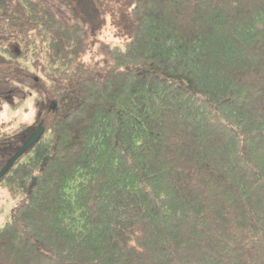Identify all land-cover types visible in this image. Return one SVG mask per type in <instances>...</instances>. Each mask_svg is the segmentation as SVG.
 Instances as JSON below:
<instances>
[{"label": "trees", "instance_id": "16d2710c", "mask_svg": "<svg viewBox=\"0 0 264 264\" xmlns=\"http://www.w3.org/2000/svg\"><path fill=\"white\" fill-rule=\"evenodd\" d=\"M31 95L0 264H264V0H0V112Z\"/></svg>", "mask_w": 264, "mask_h": 264}, {"label": "rangeland", "instance_id": "374dc122", "mask_svg": "<svg viewBox=\"0 0 264 264\" xmlns=\"http://www.w3.org/2000/svg\"><path fill=\"white\" fill-rule=\"evenodd\" d=\"M112 28L107 24L98 34L95 35L96 44L93 46L90 55L98 53L103 56V45H107L110 40H115L116 36L112 35ZM35 95L27 97L21 104L11 107L5 103L0 112V132L10 133L11 131L23 127H31L32 130L37 129L40 117L36 111ZM8 148V147H7ZM6 152V147L0 145V154ZM20 197L12 195L5 186L0 185V227H2L12 216L15 207L20 203Z\"/></svg>", "mask_w": 264, "mask_h": 264}, {"label": "water", "instance_id": "95a60500", "mask_svg": "<svg viewBox=\"0 0 264 264\" xmlns=\"http://www.w3.org/2000/svg\"><path fill=\"white\" fill-rule=\"evenodd\" d=\"M44 128L39 125L34 133L25 141L22 147L7 161L4 167L0 171V179L6 174L10 167L25 153L27 152L43 135ZM48 157L44 159L43 164L45 165ZM35 180V178H34Z\"/></svg>", "mask_w": 264, "mask_h": 264}]
</instances>
